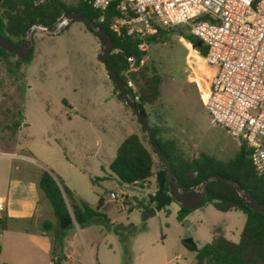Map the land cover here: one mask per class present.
Segmentation results:
<instances>
[{"label":"rangeland","instance_id":"obj_1","mask_svg":"<svg viewBox=\"0 0 264 264\" xmlns=\"http://www.w3.org/2000/svg\"><path fill=\"white\" fill-rule=\"evenodd\" d=\"M62 1L67 7L78 2ZM160 29L168 32L164 41L147 45L142 59L162 76V104L156 110L164 115L158 120L153 106L146 105L149 125L160 123L162 138L174 140L187 158L204 153L223 162L231 159L241 142L211 123L204 108L210 72L177 34L176 30L186 28ZM31 39L29 62L20 63L16 55L0 56V177H5V187L9 177L29 178L46 170L91 205L109 193L127 195L122 211L103 200L111 227L75 225L67 232L71 255L65 251L64 240L62 246L58 243L53 226L51 251L67 252L72 261L68 264H194L196 252L211 241L215 229L238 242L245 216L239 211L219 212L208 203L188 211L183 220L177 218L175 202L142 220L143 208L137 203L150 205L146 197L156 190L155 174L162 170V163L132 111L113 94L114 86L97 58L98 39L79 21L69 23L59 34L37 31ZM15 122L19 126L13 130ZM120 125L125 133L139 135L153 159L154 175L142 186H118L110 176L104 144ZM110 151L109 157H114L116 149ZM102 177L107 179L91 184L90 180ZM3 186L0 183V190ZM44 221L54 222V218L40 195L37 216L27 226L42 227ZM14 237L9 233L5 246L0 244V264L22 263L12 247ZM186 239L192 240L194 250L182 245ZM18 247L23 255L30 253L24 242Z\"/></svg>","mask_w":264,"mask_h":264},{"label":"trees","instance_id":"obj_2","mask_svg":"<svg viewBox=\"0 0 264 264\" xmlns=\"http://www.w3.org/2000/svg\"><path fill=\"white\" fill-rule=\"evenodd\" d=\"M73 11L84 14L109 34L113 49L107 58V64L126 86L127 91L132 93V99L137 97V100H134L137 108L147 116L145 106L154 105L160 98L162 76L142 63L145 52L138 50L139 40L124 31L118 35L110 30L111 23L118 16L115 4H110L106 10L99 12L84 0H78L75 7H67L62 0H44L39 4H35L33 0H0V36L13 46L19 47L27 39V32L32 26L52 28L61 21L65 13ZM84 27L94 36L88 26ZM176 32L190 45L194 53L204 58L206 49L198 39L187 30ZM167 33L157 27L155 34L144 38V42L146 45L163 42ZM32 52L31 50L26 58L18 61L29 62ZM0 56L7 58L13 55L0 49ZM18 67L17 64L16 69ZM128 82L132 83L133 88L127 87ZM18 126V122H15L13 130ZM149 129L158 147L165 154L173 178L180 189L190 191L208 178L219 176L238 184L254 203L264 205V175L255 171L249 151L243 143L235 155L225 162L204 153L187 158L174 140L162 138L160 127L149 126ZM108 169L113 180L127 186H142L154 175L150 151L136 134L124 138ZM55 179L61 184L64 195ZM106 179L95 178L90 182L96 185ZM37 189L50 206L56 226L55 234L61 246L67 232L75 225L81 227L100 223L111 227L104 213L103 195L95 205H90L67 188L51 171L46 170L40 172ZM205 194L203 204H211L215 210L223 213L239 211L245 216V222L236 243L224 237L219 229H215L211 241L196 252L194 264H264V213L252 211L245 206L235 188L227 182L209 181L205 186ZM137 206H141L143 210L150 208V205L143 206L140 203H137ZM187 213L188 211L179 207L177 218L183 220ZM7 219L6 213L1 212V231L6 229ZM42 227L49 231L53 228V223L44 221ZM50 262L66 264L67 260L64 253L55 254L52 251Z\"/></svg>","mask_w":264,"mask_h":264},{"label":"built area","instance_id":"obj_3","mask_svg":"<svg viewBox=\"0 0 264 264\" xmlns=\"http://www.w3.org/2000/svg\"><path fill=\"white\" fill-rule=\"evenodd\" d=\"M84 1L99 12L115 4L118 16L110 30L139 40L141 52L147 48L144 38L157 27H185L198 39L206 49L202 60L210 72L204 108L211 123L243 143L255 171L264 175V0ZM127 87L133 88L132 83ZM126 199L122 191L104 197L119 211ZM5 203L0 198V213Z\"/></svg>","mask_w":264,"mask_h":264},{"label":"water","instance_id":"obj_4","mask_svg":"<svg viewBox=\"0 0 264 264\" xmlns=\"http://www.w3.org/2000/svg\"><path fill=\"white\" fill-rule=\"evenodd\" d=\"M1 1H5V0H1ZM73 21H79L83 25L88 26L93 32L94 36L98 39L100 46V53L98 54L97 58L100 64L103 66L108 79L114 86L113 94L118 95V98L122 100L126 104V106L132 111V113L136 118V121L138 122L141 129L146 135V139L150 148L157 155V157L159 158V160L163 165V169L155 174V178H156L155 192L153 194H148L146 197L148 203L150 205H153V207L149 210L142 211V220H145L146 218L155 215L156 212L160 211L165 206H168L171 202L177 203L180 208L186 211H190L192 209L199 207L205 201L206 184L209 181H213V180L230 183L235 188L236 192L238 193L239 197L241 198L245 206H247L252 211L264 213V205H259L254 203L251 197L249 196V194L243 192L238 184L223 177H219V176L210 177L206 181H204L200 186L190 191H184L177 186L173 178L167 158L165 154L162 152V150L158 147L155 139L153 138V135L151 134V131L148 126L147 116L137 108L135 101L132 99V93L127 91L126 86L123 84V82L120 79H118L114 71L107 64V58L113 49V42L111 41L109 34L103 29L99 28L93 21L89 20L84 14L75 11L65 13L63 15L61 22L57 23L52 28H46L43 26H32L27 32L28 39H26L24 43L19 47L13 46L2 36H0V49L11 55H16L20 59H24L29 55L32 49L31 46L33 45V41L31 38L34 32L41 31V32H48L49 34H56L58 32L56 30L57 26H60L62 24V27H64L65 25H68ZM200 45L201 43L198 44V46ZM56 182L62 194L64 195L61 184L57 180ZM117 184L118 186L123 185L120 182H117ZM182 245L188 250L195 249V245L191 239L183 240Z\"/></svg>","mask_w":264,"mask_h":264},{"label":"crops","instance_id":"obj_5","mask_svg":"<svg viewBox=\"0 0 264 264\" xmlns=\"http://www.w3.org/2000/svg\"><path fill=\"white\" fill-rule=\"evenodd\" d=\"M160 90V87H159ZM162 93L160 90V98L157 103L153 106V112L155 118L162 119L161 113H159L157 108L162 104ZM163 111H165V106H162ZM165 113H167L165 111ZM159 114V115H158ZM148 120V119H147ZM149 125V123H148ZM150 126V125H149ZM150 127H160V123H156ZM130 134H136L134 132L125 133V128L123 125H120L118 128L114 130L113 133H110L108 136L107 142L105 145V156L108 158L109 163L112 161L114 157H109L108 154L111 153V149L115 148L117 150L118 146L124 140L125 137ZM139 136V135H138ZM98 146L101 145V139L98 138L97 141ZM17 168H15L16 170ZM19 170V169H17ZM40 175V174H39ZM39 175L29 178H21V177H9L6 184V179L4 176L0 177V183L3 186L2 190H0V198L5 200V209L4 212L7 215L6 221V229L0 230V244L5 246V235L12 234L16 237L13 238L12 247L15 248L14 253L19 254V258H21L20 264H51V250H52V242L50 235V230L45 231L41 225L36 228H31L27 226L32 223L33 219L37 216V207L39 204V197L43 195L37 189V181ZM66 186V185H65ZM69 188L68 186H66ZM73 191L77 196L78 195L73 189L69 188ZM44 199V198H43ZM83 199V198H82ZM84 200V199H83ZM89 204V203H88ZM91 205V204H90ZM1 214V213H0ZM53 226H55L54 222ZM56 229V226H55ZM55 233V232H54ZM69 240L68 234L66 235L65 241V251H69V248L66 247V242ZM20 242H24L25 245L29 246L30 253L22 254V250H20L18 245ZM2 247H0V253L2 252ZM70 255L73 254L74 251H69ZM65 258L67 260L66 264L72 263L70 260V255L67 252L64 253Z\"/></svg>","mask_w":264,"mask_h":264},{"label":"bare ground","instance_id":"obj_6","mask_svg":"<svg viewBox=\"0 0 264 264\" xmlns=\"http://www.w3.org/2000/svg\"><path fill=\"white\" fill-rule=\"evenodd\" d=\"M61 22V21H59ZM62 24L60 26H57L56 30L58 31L56 34H59L60 32L64 31V29L67 27V25H65L64 27H62ZM37 32V31H36ZM35 33V32H34ZM33 35V34H32ZM33 47V45L31 46V48Z\"/></svg>","mask_w":264,"mask_h":264},{"label":"flooded vegetation","instance_id":"obj_7","mask_svg":"<svg viewBox=\"0 0 264 264\" xmlns=\"http://www.w3.org/2000/svg\"><path fill=\"white\" fill-rule=\"evenodd\" d=\"M118 96V95H117ZM153 206V205H152Z\"/></svg>","mask_w":264,"mask_h":264}]
</instances>
